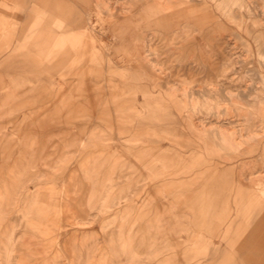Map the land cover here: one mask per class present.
<instances>
[{
    "label": "rangeland",
    "instance_id": "obj_1",
    "mask_svg": "<svg viewBox=\"0 0 264 264\" xmlns=\"http://www.w3.org/2000/svg\"><path fill=\"white\" fill-rule=\"evenodd\" d=\"M99 1L0 64V264H264V0Z\"/></svg>",
    "mask_w": 264,
    "mask_h": 264
},
{
    "label": "crops",
    "instance_id": "obj_2",
    "mask_svg": "<svg viewBox=\"0 0 264 264\" xmlns=\"http://www.w3.org/2000/svg\"><path fill=\"white\" fill-rule=\"evenodd\" d=\"M56 1L57 0H0V37H2L3 35L5 36L4 37L5 38L4 39L5 44L1 47V49H5V51H6L5 54H2L4 57L0 55V64L1 65H4V66H8V65H10V66L11 65L23 66V65H28V64L32 65V63H33L39 67H42L41 55H40V50H41V45H42L40 42L41 41V39H40L41 22L38 21V17L36 18L35 15L36 14L40 15V10H41L40 4L42 2L52 3V2H56ZM58 1L64 2V0H58ZM70 1L74 2V0H70ZM90 1L91 0H76L75 4H79V3L80 4H88V3H90ZM8 2H10V4ZM96 2L99 3L100 1L96 0ZM26 4L27 5L30 4L28 9H29V12H30V10H32V15L26 14V9H25ZM69 5H70V3H69ZM66 7H69V6L66 5ZM82 8L87 9V7L85 5H81L79 7V9H82ZM141 13L142 12H140L139 14H137L136 12L132 13V15L134 16L132 19H134V20L131 21V24H132V27L134 28V30H135V28L138 27L137 26L138 22L136 20L137 15H140ZM11 14H12V17L14 19H17V20L18 19L20 20L22 18H25V19L33 18V20L37 21L36 23H34V27H33L32 31H26L25 37L23 38V41L21 43H19L15 39H13V37H9V35L13 34L14 32H16L15 30H17V28L14 26L15 21L9 22V21L3 20V15L4 16H10ZM63 16H64L63 18L67 20V22H65L66 25H73L75 22L78 23L79 21H82L84 19L83 16H85V13L83 15L82 10L73 11L72 6H71L70 10L63 11ZM32 24H33V22H32ZM20 29H21V32L24 31L25 25L21 24ZM28 35L29 36L33 35L31 45L30 44L27 45L24 41L26 36H28ZM43 45H46V44H43ZM19 47H23L26 50H28V52H31V53L35 52L36 53V54H34L35 57L30 59V58H28V56L26 58H24V56H23L24 54H14V53L12 54V52H14L15 49H17ZM66 57H68V53H64V55H61L60 59H64ZM60 62H62V60H60ZM68 69H66L68 71H64L63 74L70 73L71 68L68 67ZM34 89H36V88L34 87ZM12 94L13 93L9 90H6V92H5L6 97H10ZM70 103H71L70 106L73 107L74 102L70 101ZM70 111H72L71 108H70ZM40 121H41L40 117L39 118L37 117V118H34L31 120V122L34 123L35 126L42 127V124ZM132 137L133 136H126V137L121 136L120 139H122L125 143L133 144L132 143V141H133ZM134 139H136V138H134ZM148 141L152 143L151 139H149ZM262 157L264 158V152L262 153ZM195 197H196V195L193 194L192 198L188 199L190 201H187L186 203L189 202L191 205L198 206V202L195 201ZM183 201H184V199H183ZM151 202H152L151 198H149L148 200L142 201L141 204L146 205V204H150ZM81 224H82V221H81ZM261 227H262V229L257 230V232H253V230H251L252 232L250 233V231L247 229V230H242V232L240 234H234L235 238L238 237L237 240L240 239L241 237L245 236V240L242 243V245L238 246L241 250L247 249L250 252H254V251H252V247H254V248L259 247V248L263 249L261 252L258 250L255 251V252H257L256 254H258L260 256V258L264 257V244H262V243H264V240L262 239V238H264V229H263L264 225H262ZM231 231L233 232V229ZM249 241H256L257 245L251 247L248 245Z\"/></svg>",
    "mask_w": 264,
    "mask_h": 264
},
{
    "label": "bare ground",
    "instance_id": "obj_3",
    "mask_svg": "<svg viewBox=\"0 0 264 264\" xmlns=\"http://www.w3.org/2000/svg\"><path fill=\"white\" fill-rule=\"evenodd\" d=\"M140 6H141V5H140ZM139 8H140V7H139ZM135 11H136V10H135ZM134 13H135V12H134ZM114 15H115V14H114ZM143 48H144V47H143ZM141 51H142V50H141ZM140 54H141V53H140ZM141 57H142V56H141ZM15 61H16V60H15ZM17 62H18V61H17ZM224 140H226V139H224ZM225 142H226V141H225ZM80 145H81V144L79 143V146H80ZM82 146H83V143H82ZM77 151H78V150H77ZM228 170H229V169H227V171H228ZM218 172H219V170H218ZM242 177H244V176H242ZM70 178H71V177H70ZM188 178H189V177H188ZM245 178H246V177H245ZM241 179H242V178H241ZM193 187H194V186H193ZM35 200H36V199H35ZM36 201H37V200H36ZM35 203H36V202H34V204H35ZM34 204H33V205H34ZM257 208H258V207H257ZM262 210H263V208H262ZM260 214H261V213H260ZM258 217H259V216H258ZM261 217H262V216H261ZM263 221H264V218H263ZM257 222H258V221H257ZM258 223H259V222H258ZM261 224H262V223H260V225H261ZM260 225H259V226H260ZM257 226H258V225H257ZM256 231H257V230H256ZM256 231H255V232H256ZM253 235H254V234H253ZM248 237H249V236H248ZM262 237H263V236H262ZM262 239L264 240V238H262ZM9 256L12 257V255H9ZM9 256H8V257H9ZM11 257H10V258H11ZM7 259H8V258H7ZM9 264H10V263H9ZM78 264H79V263H78Z\"/></svg>",
    "mask_w": 264,
    "mask_h": 264
}]
</instances>
